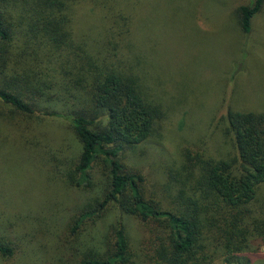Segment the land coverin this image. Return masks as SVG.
<instances>
[{
  "label": "trees",
  "instance_id": "16d2710c",
  "mask_svg": "<svg viewBox=\"0 0 264 264\" xmlns=\"http://www.w3.org/2000/svg\"><path fill=\"white\" fill-rule=\"evenodd\" d=\"M153 1L0 0V101L9 124L22 120L24 136L34 119L59 120L71 136L57 147L26 140L55 186L54 202L46 214L12 213L27 224L45 219L46 264H229L263 253L264 113L229 105L215 124L214 152L192 142L155 150V174L141 165L187 97L183 73L160 68L152 34L161 17L184 24L191 3L162 0L158 12ZM263 4L234 9L242 33ZM23 220L10 227L20 230ZM16 244L0 230L1 257Z\"/></svg>",
  "mask_w": 264,
  "mask_h": 264
},
{
  "label": "rangeland",
  "instance_id": "374dc122",
  "mask_svg": "<svg viewBox=\"0 0 264 264\" xmlns=\"http://www.w3.org/2000/svg\"><path fill=\"white\" fill-rule=\"evenodd\" d=\"M189 2L191 5H186L189 18L184 24L175 27L171 18L168 21L161 17L152 34L162 45V52H155L157 57L161 54L160 68L170 71L174 68L183 73L187 97L175 104L170 126L167 125L168 130L157 147L147 150V158L141 163L147 173L155 174L153 169L159 164L153 153L160 148L172 152L177 145L200 142L214 152L218 147L215 124L229 105L264 113V4L252 19L250 32L245 34L235 23L234 9L252 0ZM161 8L162 0H154L150 7L158 12ZM183 10L188 11L184 7ZM87 14L91 19L92 12L88 10ZM174 84L176 82L167 85L172 94L178 91ZM9 110L10 107L0 101V230L11 236L18 247L8 259L0 256V264H46L41 233L45 219L32 217V223L27 224L22 218L20 230L17 226L10 227L11 219L19 220L13 216L14 207H21V213L27 218L29 210L33 216L46 214L54 202L51 195L55 186L44 182L36 147L26 140L31 137L44 145L57 147L61 139L71 136L65 134L59 120L52 119L32 120L21 136L20 127L24 122L15 118V122L9 124ZM5 118L10 121L6 123ZM133 223L129 221L130 225ZM103 225L93 228L92 233L99 237L97 229L103 230ZM130 233L135 232L130 229ZM31 245L38 250H31ZM262 252L234 256L229 264H264V247ZM216 264H224V259L218 258Z\"/></svg>",
  "mask_w": 264,
  "mask_h": 264
}]
</instances>
